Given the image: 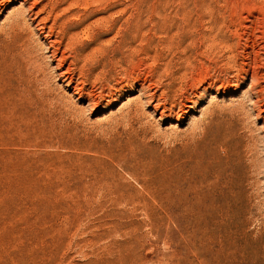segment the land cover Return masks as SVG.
I'll use <instances>...</instances> for the list:
<instances>
[{
    "label": "rangeland",
    "instance_id": "obj_1",
    "mask_svg": "<svg viewBox=\"0 0 264 264\" xmlns=\"http://www.w3.org/2000/svg\"><path fill=\"white\" fill-rule=\"evenodd\" d=\"M18 1L0 0V264H264V150L248 178L237 141L262 133L264 0H37L43 32L11 26ZM62 28L85 53L99 40L108 84L56 69ZM178 65L169 120L125 114L127 76L165 84ZM176 101L195 106L177 123Z\"/></svg>",
    "mask_w": 264,
    "mask_h": 264
},
{
    "label": "bare ground",
    "instance_id": "obj_2",
    "mask_svg": "<svg viewBox=\"0 0 264 264\" xmlns=\"http://www.w3.org/2000/svg\"><path fill=\"white\" fill-rule=\"evenodd\" d=\"M15 1V0H14ZM81 1V0H80ZM30 2V0H19L18 1V7H15V10H11L12 12L8 14L7 16V19H9L10 23H11V26L15 27V26H18L20 20H24L25 17H28L29 19H31V21H35L37 20V23L39 25V30L41 32H43L47 26V23H48V20L50 18V14L48 13L47 16H44V17H39L40 16V13L42 11L41 10H37V11H34L35 8L37 7V4H38V1L37 0H32V3L30 5H28ZM51 4V3H50ZM66 9V8H65ZM48 12V11H47ZM188 17V16H187ZM56 19V18H55ZM54 20V19H53ZM50 21V20H49ZM9 23V24H10ZM64 24V23H63ZM53 25V24H51ZM53 27V26H52ZM60 28V27H59ZM48 29V28H47ZM62 32L60 34H58L56 36V39H50L52 36H51V32L50 29L47 31L48 34H46L44 36V39L47 40V39H50L49 41H47V52L49 53V58L51 60H55L56 61V69H60V67L65 63V61L67 60H70V63L71 64H77L79 62H83L84 64V69L86 71V76L87 77H92L95 76V78L97 79V81L101 84V83H105V84H108L112 78H111V74H110V70H106L105 67H107V64H109L110 62L109 61H112V59H107L106 58V55H105V49L103 50L102 48L100 49V46H99V40L98 41V45H94L93 46V49L92 51H88L89 53H85V49L86 47L89 45H84L83 43L82 44H74L75 43V38L73 36V34L71 33H68L66 31L65 28H62ZM60 31V30H59ZM55 33V32H54ZM76 33V32H75ZM74 33V34H75ZM90 34V33H89ZM77 36V35H75ZM102 42V41H101ZM110 42V41H109ZM88 43H94L96 44V38L95 37H91L89 42ZM167 43V42H166ZM108 44V43H107ZM102 47V46H101ZM62 48V50H61ZM107 49V48H106ZM30 50V49H28ZM30 52V51H29ZM96 52H101V55H98L97 56V59L92 61L90 63L88 62H85L87 61L86 59L88 58V56L91 54L93 57L94 55L96 54ZM103 52V54H102ZM132 52V50H131ZM133 53V52H132ZM152 53V52H151ZM29 54V53H28ZM98 54V53H97ZM128 53H126L127 55ZM113 55V54H112ZM111 55V57H112ZM134 55V54H133ZM132 55V56H133ZM128 57L123 61V64L124 65H129L131 63V59L132 57H130L129 55H127ZM91 57V58H93ZM161 57V56H160ZM178 57V56H177ZM117 58V57H116ZM49 59V60H50ZM90 59V58H88ZM146 59V58H145ZM92 60V59H91ZM32 61V60H31ZM35 61V60H33ZM114 61V60H113ZM118 61V60H117ZM182 61V60H180ZM160 62V61H159ZM86 63H88V65H86ZM121 63V60L120 62ZM134 63V62H133ZM36 64V62H35ZM41 64V63H40ZM116 64V63H115ZM167 64V63H165ZM164 64V69H165V65ZM34 65V63H33ZM175 65V64H174ZM36 66V65H35ZM74 66V65H73ZM83 66V65H82ZM125 66V67H126ZM185 66V65H184ZM37 67V66H36ZM112 67V66H111ZM123 67V66H122ZM155 67L154 66V70H155ZM179 68H175L173 70H171V72H169L170 74H167V78L169 76V80L167 83L165 84H162V81L160 80V82H153V83H146V80L147 79H140L138 77H136V79H133V78H129L130 76H127L126 77V81H127V84L130 86V91H133V90H136L137 91V95L134 97V99H131L130 102H129V108L126 110L125 114H128V115H133L135 114L136 112L133 110H131V103L132 102H138L139 104L141 103V105H145L146 107H152V112L155 114V113H158L159 114V119L161 120H169L172 116H171V113H173V109H171V107L175 106V105H172L171 107H167V105L170 103H168V101L171 99V94L170 93L174 90V85L176 83V77L178 78V76L181 75V72H182V67L178 65ZM69 68V67H68ZM98 68H100V70L98 71L97 74H93V72L95 70H97ZM147 68V67H146ZM160 68V67H159ZM167 68V67H166ZM35 69V68H34ZM72 69V68H71ZM83 69V68H82ZM252 69V68H251ZM38 70V75L40 76V73L41 71L37 68ZM69 69H67L66 72H68ZM77 70V69H76ZM75 70V71H76ZM152 70V69H150ZM34 71V70H33ZM79 72V71H78ZM97 72V71H96ZM256 72V71H255ZM65 73V72H64ZM161 73V72H160ZM37 75V73H34ZM257 74V72H256ZM125 75V74H124ZM152 75V74H151ZM162 76V75H161ZM37 77V76H36ZM93 78V79H95ZM257 78V77H256ZM255 73L251 74V77H250V85L247 86V89L249 90L248 93H250V95H254L253 92H252V89L254 87V81H255ZM43 79V78H42ZM95 79V80H96ZM179 79V78H178ZM158 81V79H155ZM180 81V80H179ZM42 82V81H41ZM96 82V81H95ZM98 83V84H99ZM164 83V82H163ZM201 83V82H200ZM44 85V84H43ZM161 86H164L166 88V91H162L163 93H160L159 95L156 94V91L161 87ZM191 86V85H190ZM177 89V88H176ZM175 91V90H174ZM208 91V89L206 87H203L202 88V94H205L206 92ZM200 92V93H201ZM175 94V93H174ZM257 96V95H255ZM178 97V96H177ZM251 97V96H250ZM254 97V96H253ZM252 97V98H253ZM187 99V98H186ZM251 99V98H250ZM261 100V99H260ZM172 102V100H170ZM175 101V100H174ZM190 102L192 103H195L193 102V100H190ZM250 102V103H249ZM248 103L251 105V110L253 112H255V115L256 117H259L261 116V109L258 110V108H256V104L258 102V100L254 98V101L251 100L249 101ZM128 104V103H127ZM171 104V103H170ZM176 104L179 106V108L177 109V113H176V116H175V121L176 123L179 122V119L184 116V115H187V113H189V111L193 112L195 111L194 110V107L195 106H189L188 104H186L185 102L182 104L181 102H177L176 101ZM260 105V104H259ZM139 105H135L134 107H137ZM185 108H188V110H184ZM136 109V108H135ZM207 110V109H206ZM212 110V109H211ZM211 110H207V115H209L210 119L212 118V112ZM205 111V110H203ZM248 111V110H247ZM254 114V113H253ZM232 115V114H231ZM203 116H204V112H203ZM243 116V115H242ZM245 116V115H244ZM240 117V116H239ZM208 118V117H207ZM244 118V117H243ZM204 119V118H203ZM236 119V118H235ZM233 120V119H232ZM240 120V119H239ZM206 121V120H205ZM204 122V121H203ZM239 125L241 126L243 123H241L240 121H238ZM230 124V123H229ZM250 126V125H249ZM245 127V124L244 126ZM249 128V127H248ZM242 129V128H241ZM260 129L262 130V133L259 137L255 138V139H251L250 137H246V134H239V136H235L237 137V141H239L241 143L240 147H241V157L245 163V168L246 170L244 172H246V175L248 178L251 177V171L252 169L255 167V164L254 163V159H252V155H253V147H251V143L253 142H259L264 150V119H261V125H260ZM245 130V129H244ZM243 131V130H242ZM240 132V131H239ZM245 132V131H244ZM250 132V131H249ZM243 133V132H242ZM249 134V133H248ZM236 139V138H235ZM236 141V140H234ZM238 143V145L240 144ZM233 144V143H232ZM236 144V142H235ZM234 146V145H233ZM238 147V146H237ZM239 148V147H238ZM253 148V149H252ZM237 151V150H236ZM240 151V150H239ZM239 151L236 153L237 154H240ZM255 153V152H254ZM256 157V156H255ZM237 158V157H236ZM238 159V158H237ZM240 159V158H239ZM238 159V160H239ZM239 160L240 161H242ZM242 161V162H243ZM242 164V163H240ZM244 165V164H243ZM243 167V166H242ZM254 170V169H253ZM246 177V178H247ZM245 179V178H244Z\"/></svg>",
    "mask_w": 264,
    "mask_h": 264
}]
</instances>
